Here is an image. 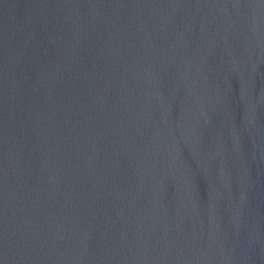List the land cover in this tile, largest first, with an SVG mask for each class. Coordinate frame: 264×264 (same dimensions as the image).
Segmentation results:
<instances>
[{"label":"water","instance_id":"95a60500","mask_svg":"<svg viewBox=\"0 0 264 264\" xmlns=\"http://www.w3.org/2000/svg\"><path fill=\"white\" fill-rule=\"evenodd\" d=\"M0 264H264V0H0Z\"/></svg>","mask_w":264,"mask_h":264}]
</instances>
